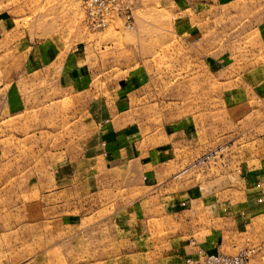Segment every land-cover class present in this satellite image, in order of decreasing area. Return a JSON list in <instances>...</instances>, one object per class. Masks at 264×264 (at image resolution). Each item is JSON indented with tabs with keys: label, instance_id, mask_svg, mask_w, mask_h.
<instances>
[{
	"label": "rangeland",
	"instance_id": "1",
	"mask_svg": "<svg viewBox=\"0 0 264 264\" xmlns=\"http://www.w3.org/2000/svg\"><path fill=\"white\" fill-rule=\"evenodd\" d=\"M135 8L132 29L94 31L79 0H0V264H181L198 247H249L264 264V0ZM116 96L141 153L172 149L181 165L169 199L115 227L136 199L100 204L83 171L90 105L112 111Z\"/></svg>",
	"mask_w": 264,
	"mask_h": 264
},
{
	"label": "crops",
	"instance_id": "2",
	"mask_svg": "<svg viewBox=\"0 0 264 264\" xmlns=\"http://www.w3.org/2000/svg\"><path fill=\"white\" fill-rule=\"evenodd\" d=\"M175 4L177 8H182V4H179V6L176 2ZM83 72L81 69H62L60 78L66 81V85L69 87L81 90L86 87ZM117 101L116 96L112 111L103 108L108 105L106 99L94 101L90 105L92 112L89 114L97 133L95 134L94 151L90 150L92 151L91 155L85 158L83 171L85 175L93 176L95 189L90 193L99 195L100 204H102V196H108L110 200L118 198L117 201L136 199L131 206V208L136 209V212L135 209H132V212L127 209V213L123 216L118 212L114 214L115 227L118 217L124 219L122 223L125 224L128 218L141 216L146 211V206L150 205L152 198L158 199V194L165 196V199H169L170 196L165 195L169 180L165 181L164 179L170 176V173L172 174L170 167L174 168L175 165H181L175 150L172 149H168L169 151L160 148L150 149L141 153L137 138L139 127L130 125L126 121L123 115L125 113V103H117ZM113 117L115 118L113 119ZM190 163H188L184 172L194 167L192 166L193 161ZM181 174L179 172L178 175L172 176V178H177ZM97 177L98 181L95 180ZM88 180L86 178L83 183L89 189ZM62 181H65V179L56 180V182ZM137 203L142 204L137 205ZM173 206L175 205L173 204L170 207ZM198 250L204 253H221L198 247L196 250L191 251L189 255H184L181 264L186 257L196 254Z\"/></svg>",
	"mask_w": 264,
	"mask_h": 264
},
{
	"label": "built area",
	"instance_id": "3",
	"mask_svg": "<svg viewBox=\"0 0 264 264\" xmlns=\"http://www.w3.org/2000/svg\"><path fill=\"white\" fill-rule=\"evenodd\" d=\"M83 11V23L89 29L102 31L112 22L120 21L127 29L134 25L136 0H79ZM206 157L194 162L192 166L201 164ZM254 249L245 247L235 254L204 253L198 250L188 256L182 264H253Z\"/></svg>",
	"mask_w": 264,
	"mask_h": 264
}]
</instances>
